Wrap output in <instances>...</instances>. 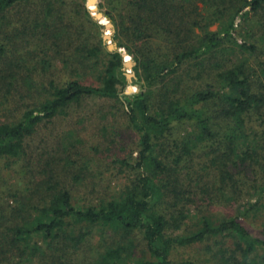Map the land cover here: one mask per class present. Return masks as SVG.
Listing matches in <instances>:
<instances>
[{
  "label": "trees",
  "instance_id": "16d2710c",
  "mask_svg": "<svg viewBox=\"0 0 264 264\" xmlns=\"http://www.w3.org/2000/svg\"><path fill=\"white\" fill-rule=\"evenodd\" d=\"M28 1L0 0V20L9 8ZM95 1L100 6L99 0ZM120 2L125 13L115 15L118 34L133 44L131 52L137 62V77L131 86L128 88L122 72L117 73L123 65L122 54L107 50L101 60L103 70L98 84H88L79 78L62 84L53 81L51 94L39 108L25 111L17 121L0 123V160L26 153V140L43 120H51L75 101L100 97L118 100L138 134L136 157L117 159L138 174L120 195L96 204H76L70 190L52 184L51 177L39 183L38 190L45 191L37 201L21 193L20 206L26 207L22 202L28 201L34 211L10 228L13 234L9 244L18 249L20 259H6L8 249L2 252L5 246L1 243L0 264H82L77 263L75 256L85 251L75 254L82 250L81 244L91 242L95 236L103 244L99 248L90 246L94 250L93 264H196L174 260L172 249L212 239L217 246L214 253L222 264H264V229L261 235L256 234L243 221L264 213V183L245 190L229 167L235 157L243 161L258 160L264 166L261 161L264 132L261 133V121L256 124L253 120L254 114L261 117L264 111V92H261L264 80L254 74L248 61L259 52V45L256 41L239 40L237 36L249 11L264 13V0ZM100 19L106 25L109 23L106 17ZM216 23L219 29L210 30ZM3 34L11 38L6 30ZM153 37L161 39L156 48L150 42ZM119 45L122 47L123 43ZM5 47L4 43L0 47L3 58L0 60L5 64L2 70L12 80L18 75L14 69L17 63ZM97 49L88 50L85 58ZM230 50L243 58L229 66L226 56ZM127 55L124 53L125 66L131 68L134 62ZM211 56L214 62L210 67L214 69L209 74L213 81L177 95L180 84H170L167 77L187 63L204 64ZM261 72L264 76V66ZM133 76L129 74L128 78ZM12 84L8 82L9 88ZM157 91L160 95L155 99ZM182 128L185 132L179 131ZM215 143L220 147H214ZM204 144L212 147L215 154L212 161L219 172L221 199L237 203L244 191L250 198L243 204L240 202L234 215L221 220L202 215L194 223L196 229L182 235H168L172 221L187 218V204L193 202L194 194L192 178L185 184V178L194 172L188 164L194 151ZM220 158L224 159L221 164L217 161ZM46 172L56 176L54 172ZM181 204L178 215L172 214L170 220L168 206ZM110 238L113 240L109 242ZM39 256V261H35Z\"/></svg>",
  "mask_w": 264,
  "mask_h": 264
},
{
  "label": "rangeland",
  "instance_id": "374dc122",
  "mask_svg": "<svg viewBox=\"0 0 264 264\" xmlns=\"http://www.w3.org/2000/svg\"><path fill=\"white\" fill-rule=\"evenodd\" d=\"M99 2L100 6H97L96 1L89 4L88 0L87 2L86 0H29L12 6L5 12L6 15L0 20V47L3 43L6 49L8 47L10 58L17 63L14 69L18 71V75L12 80L8 78L9 76L5 77L6 74L2 70L5 64L0 56V59L2 58L0 60V123L17 121L25 111L39 108L51 94L50 87L53 81L55 84H62L79 78L88 84H98L99 74L103 70L101 60L105 52L110 51L108 45L113 43H117L121 50L119 52L123 53V65L117 73L122 72L128 80V88L131 86L137 77L136 55L131 52L134 51V46L132 47L130 41L121 38L118 34L119 22L118 17L115 16L120 12L125 13L124 4L120 0H99ZM98 12L107 15V21L115 26L114 31L96 18ZM263 14V12L256 14L249 11L247 20L242 22V26L237 31L239 40L258 43L259 52L251 56L248 61L251 70L262 80H264L261 72V66H264L261 65L264 62ZM217 29H219L218 23L210 27V30ZM4 30L11 38L3 34ZM108 33L111 39L105 41L103 36ZM160 40L157 37L150 40L153 48L159 46ZM121 42L122 47L119 45ZM141 43L142 41L137 44ZM92 48L98 49L86 59L88 50ZM232 52L230 50L226 56V63L229 66L232 62H239L243 58L242 54L237 55ZM124 53H128L127 56L131 57V61L135 64L131 68L125 66L127 61ZM213 62L214 57L211 56L203 62L204 64L187 63L181 66L177 73L169 75L166 81H170L173 85L180 84L177 95H183L190 89H198L201 85L213 81L212 75L209 74L214 69L210 67ZM201 72L203 74H200ZM129 74L134 76L129 79L127 77ZM8 82L13 83L10 88ZM261 92H264V86L261 87ZM159 95L157 91L155 99ZM253 120L256 124L261 121V133L264 132V111H261V117L259 114H254ZM180 130L185 132L183 128ZM137 142V132L130 126L121 103L115 99L100 97L81 99L73 102L51 120L45 119L40 122L34 133L26 140V153L0 160V244L3 243L5 246L2 252L8 249L6 259H20L17 256L18 249L12 248L9 244L10 236L13 234L10 228L21 223L30 211H34L27 204L28 201L22 202L26 207L20 206L21 193L33 196V200L37 201L45 191L42 188L38 190L39 183H45L51 177L54 179L51 181L52 184L58 183L60 187H67L73 201L80 206L114 198L120 195L138 174L133 168L117 161V159L131 160L136 157ZM214 145L220 147L218 143ZM212 149L207 144L194 151L192 161H187L194 172L189 177H186V174L183 177L187 179L186 185L192 178L193 202L187 204L189 212L186 213V219L171 222L168 235H182L196 229L194 223L202 215L212 217L214 220L234 215L240 208V202L243 204L250 198L244 191L237 203L226 201L225 198L221 199L222 193L219 190L221 183L219 172L213 165L212 159L215 154ZM223 160L220 158L217 161L221 164ZM229 167L235 173L236 179L243 183L241 188L245 190L247 188L253 190L254 187L264 183V166L259 164L258 160L253 161L248 158L243 161L242 158L235 157L229 162ZM46 171L54 172L56 176L47 174ZM182 205L168 206L169 218L172 214L178 215ZM243 221L252 232L261 235L264 229V213L245 218ZM112 240L110 238L108 241ZM102 244L99 243L97 236L93 237L91 242L88 240L81 244L82 250L75 255L83 251L85 253L75 256L77 263L93 264L94 250H91L90 246L99 248ZM213 244L212 239L191 245H177L172 249V258L180 262L193 261L196 264H222L214 253L217 246ZM40 257L35 261H39Z\"/></svg>",
  "mask_w": 264,
  "mask_h": 264
},
{
  "label": "water",
  "instance_id": "95a60500",
  "mask_svg": "<svg viewBox=\"0 0 264 264\" xmlns=\"http://www.w3.org/2000/svg\"><path fill=\"white\" fill-rule=\"evenodd\" d=\"M94 1H95V0H94ZM95 16H96V18L99 19L100 21H101L100 18H102V17H106V18H108L107 15H104V13H102V12H98ZM108 26L110 27V29H111L112 31H114L115 26H114V24H113L112 22H109V23L106 25V27H108ZM110 37H111V36H109V35H107V34H104L103 39H104L105 41H107ZM108 49H109L110 51H120V52H121V50L118 48L117 43H113V44L108 45ZM122 54H123V53H122ZM134 65H135V64H134ZM127 77H128V76H127ZM130 79H131V78H130Z\"/></svg>",
  "mask_w": 264,
  "mask_h": 264
}]
</instances>
